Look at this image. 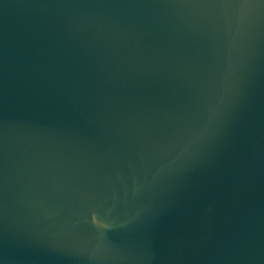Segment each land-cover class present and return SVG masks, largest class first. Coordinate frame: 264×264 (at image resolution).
<instances>
[{
	"label": "water",
	"instance_id": "obj_1",
	"mask_svg": "<svg viewBox=\"0 0 264 264\" xmlns=\"http://www.w3.org/2000/svg\"><path fill=\"white\" fill-rule=\"evenodd\" d=\"M0 264H264V0H0Z\"/></svg>",
	"mask_w": 264,
	"mask_h": 264
}]
</instances>
